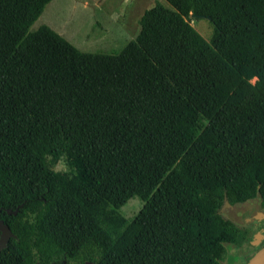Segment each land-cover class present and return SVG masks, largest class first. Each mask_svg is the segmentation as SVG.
I'll list each match as a JSON object with an SVG mask.
<instances>
[{
  "label": "trees",
  "instance_id": "16d2710c",
  "mask_svg": "<svg viewBox=\"0 0 264 264\" xmlns=\"http://www.w3.org/2000/svg\"><path fill=\"white\" fill-rule=\"evenodd\" d=\"M50 1L0 0V264H221L223 206L264 210V0H166L115 53L31 29Z\"/></svg>",
  "mask_w": 264,
  "mask_h": 264
},
{
  "label": "rangeland",
  "instance_id": "374dc122",
  "mask_svg": "<svg viewBox=\"0 0 264 264\" xmlns=\"http://www.w3.org/2000/svg\"><path fill=\"white\" fill-rule=\"evenodd\" d=\"M158 3L170 7L166 0H51L31 29L47 24L83 51L115 53L137 36L144 11ZM190 22L210 40L214 26L209 19L191 16ZM67 168L62 159L55 170L62 173ZM142 206V199L135 196L121 206L120 212L131 219ZM222 213L238 225L250 227L252 235L241 246L227 244L228 254L221 264H244L254 251L250 244L254 236L264 233L260 198L234 205L226 203Z\"/></svg>",
  "mask_w": 264,
  "mask_h": 264
},
{
  "label": "water",
  "instance_id": "95a60500",
  "mask_svg": "<svg viewBox=\"0 0 264 264\" xmlns=\"http://www.w3.org/2000/svg\"><path fill=\"white\" fill-rule=\"evenodd\" d=\"M191 16L197 17L198 14L191 13ZM206 18L209 20L212 19L211 16H206ZM262 216L264 217V213L262 214ZM12 236H14V233L12 232L10 226L0 218V250L6 247L9 239ZM255 237L260 240L261 237H264V233L258 232ZM251 243L252 245L257 244L256 241H252ZM245 264H264V245H262Z\"/></svg>",
  "mask_w": 264,
  "mask_h": 264
},
{
  "label": "flooded vegetation",
  "instance_id": "af4514ba",
  "mask_svg": "<svg viewBox=\"0 0 264 264\" xmlns=\"http://www.w3.org/2000/svg\"><path fill=\"white\" fill-rule=\"evenodd\" d=\"M260 222H258L257 224H259ZM256 224V225H257ZM255 225V226H256ZM262 228H264V225H262L261 226ZM252 241H256L257 242V244L256 245H252V243H250L251 244V246L253 247V250H254V253L262 246V245H264V238L263 239H257L255 236H254V239L252 240Z\"/></svg>",
  "mask_w": 264,
  "mask_h": 264
}]
</instances>
